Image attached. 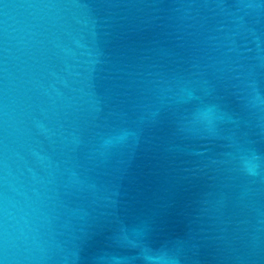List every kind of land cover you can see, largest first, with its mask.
Instances as JSON below:
<instances>
[{"label": "water", "instance_id": "1", "mask_svg": "<svg viewBox=\"0 0 264 264\" xmlns=\"http://www.w3.org/2000/svg\"><path fill=\"white\" fill-rule=\"evenodd\" d=\"M177 85L211 132L176 131L196 100L153 117ZM141 228L264 264V0H0V259L92 264Z\"/></svg>", "mask_w": 264, "mask_h": 264}, {"label": "clouds", "instance_id": "2", "mask_svg": "<svg viewBox=\"0 0 264 264\" xmlns=\"http://www.w3.org/2000/svg\"><path fill=\"white\" fill-rule=\"evenodd\" d=\"M178 91H173V96L170 98L171 103H161L159 108H156L152 115L153 117L160 118L166 110L179 107L182 105H188L190 101L196 100L194 107L185 111V115L176 122V131L186 139L196 138V133L192 131L189 126V121L195 120L200 116H211V119H207L201 129V133L211 132L214 128L215 121L220 119L219 109L215 103L208 102L204 98L196 97L191 92L187 95H183L184 86L177 85ZM159 120L154 119L153 124ZM199 134L200 138H205ZM130 133L124 132L116 137L117 141L125 140ZM132 135H135L132 133ZM138 140V138H137ZM112 140L105 141V146H111ZM257 165H250L246 168L249 175H258ZM134 233L141 237L139 243L135 241H129L126 236L113 235V246L111 250H101L94 257H92V264H100V261H104L105 264H181L180 257L175 254L174 248L169 242L165 241L160 244H154L147 236L146 230L134 229ZM77 264L81 260V249L75 258ZM0 264H7V258L0 259Z\"/></svg>", "mask_w": 264, "mask_h": 264}]
</instances>
